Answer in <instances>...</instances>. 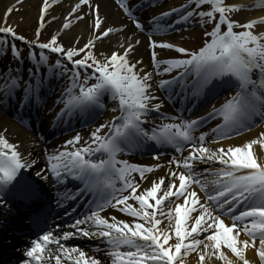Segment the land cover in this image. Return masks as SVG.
I'll use <instances>...</instances> for the list:
<instances>
[{
	"label": "snow or ice",
	"instance_id": "obj_1",
	"mask_svg": "<svg viewBox=\"0 0 264 264\" xmlns=\"http://www.w3.org/2000/svg\"><path fill=\"white\" fill-rule=\"evenodd\" d=\"M56 2L51 0V4ZM20 3L16 0V5ZM117 3L138 32L147 31L150 67L144 64L143 56L137 58L141 40L136 33L122 35L110 52L96 51L98 41L123 33L127 26H104L99 5L91 0H78L65 17L62 29L67 30L84 18L82 6L89 9V37L80 45L77 36L67 48L59 39L60 31L46 41L40 40L51 7L49 0H41L32 39L18 34L8 23L14 6L4 13L0 54L14 59L17 67L0 72V101L18 96L21 108L42 103L44 68L46 73L66 80L55 101L61 105L57 117L104 109L106 97L115 103L111 111L119 113L99 123L90 132L88 142L81 143L80 133L66 140L65 145L79 146L47 155L46 168L35 172L44 180L54 178L55 185L69 178L82 185L71 195L67 190L58 191L57 206L77 197L91 196V200L88 211L70 225L73 230L59 236L53 235L42 213L34 214L32 221L37 230H48L31 241L22 264H48L49 259L61 264L62 258L67 264H186L190 253L197 254L199 264H206V257L211 260L213 256L224 264H250L245 254L249 248L255 249L260 264H264V159L253 149L259 145L264 150V132L239 145L219 143L249 130L257 121L264 122V31L255 30L264 27V16L240 22L231 14L248 7L245 4L187 0L178 8L152 14L149 21L142 22L134 10L142 9L143 4L137 7L133 0ZM204 4L210 9L199 10ZM254 6L264 8V0ZM174 16L176 19L169 23L168 18ZM190 19L201 26L213 25L204 33L209 39L198 49L154 38L174 23ZM237 27L243 30L235 31ZM17 40L24 42L26 53L17 47ZM158 49L179 55L161 58ZM49 54H57L54 62H50ZM25 59L31 66L21 70ZM218 90H228L230 95L203 117L185 119L162 111L164 99L178 98L181 104H189L201 97L219 95ZM153 112L167 122L147 127ZM217 117L219 122L210 130L211 140L206 141L207 132L195 135L203 124ZM6 133V128L0 130V207L5 205L3 197L8 193L22 201L42 200V186L22 174L37 161L31 159V153H22L19 144L10 142ZM149 141L169 145L181 154L172 156L167 173L155 179H149L148 174L161 164L118 159L120 154ZM186 146L190 151L184 155ZM96 153L101 158H96ZM158 156L157 152L154 159ZM146 180L148 184L144 185ZM193 185L204 193L203 200ZM109 209L128 219L110 214L106 211ZM65 215H69L67 210ZM224 216L232 223H226ZM242 233L246 239H240ZM76 236L98 241L91 251L102 254V258L87 256L79 246L61 243ZM45 251L49 257L44 256Z\"/></svg>",
	"mask_w": 264,
	"mask_h": 264
},
{
	"label": "bare ground",
	"instance_id": "obj_2",
	"mask_svg": "<svg viewBox=\"0 0 264 264\" xmlns=\"http://www.w3.org/2000/svg\"><path fill=\"white\" fill-rule=\"evenodd\" d=\"M51 4V0H49ZM78 0H57V2L53 6V15H57L58 21L53 29L54 34L57 31H60L61 37L69 44L73 41L75 37H80L79 44L82 45L86 39L89 37L90 32V15H89V9L87 6H82L81 13L84 15V18L79 21H75L70 29L64 30L62 29V25L64 23V19L67 16L68 12L71 10V7L77 3ZM91 2L94 5H99V11L102 17L105 18L104 26L111 25L113 27L119 28L121 25H126L123 33H114L109 38L103 39L102 41H98L96 43V51L97 52H110L114 46L116 45L118 39L122 35H132L133 33H136L137 38L141 40V44L137 46V58L139 56H143L144 64L149 65V51L147 48V38L143 36L142 34L138 33L137 30L126 20V18L122 15V13L115 7L112 0H91ZM229 3H240L248 5V9H241L239 12L235 13L236 19L240 20L241 22H245L247 19H255L260 16H264V8L261 7H255L254 5L259 3V0H228ZM59 3V4H57ZM179 2L172 1L168 6L163 7L157 11L159 13L160 11L168 10L169 8H172L176 5H178ZM9 6H14L15 10L10 14L8 22L10 24H17L21 23L24 20L32 19L33 25H38V13L41 7V0H24L19 5H16V0H0V16L4 17V13ZM122 16L125 18L123 20ZM256 31H264V27L258 26ZM187 31L181 30L178 34L183 35ZM193 31L192 33H194ZM195 34V33H194ZM173 37V36H172ZM174 43H177L181 45L179 41H171ZM158 52L160 54L161 58H167L168 56H172L171 53L167 52L166 50H160L158 49ZM113 114H106L104 117H107V120L109 121ZM7 129V137L10 140V142L19 144V150L24 153L26 156L28 153H31V159H34L36 161H39L40 155H41V146L42 143H40L36 137V135L33 132L27 131L23 127L19 126L17 123L13 122L11 119H9L3 112L2 108L0 107V130ZM95 128V127H94ZM264 128V124L260 126L257 130L251 131L249 133H246L242 136H239L235 139L230 140H223L219 143L224 144L225 146L232 144V145H239L251 138H256L261 133V130ZM94 130V129H92ZM44 133V131H42ZM83 142H86L83 140ZM216 146V145H212ZM57 144H53L50 146V150H56L58 149ZM254 151L257 153L258 157L260 159H264V150L260 148L259 145L253 146ZM162 161V160H161ZM152 163H159L161 164V168L158 169L157 172L151 174L149 176V179H155L159 177L160 175H165L168 171L169 165L167 161H153ZM205 165H200L199 168H203ZM212 177H209L211 179ZM167 182V179H166ZM144 185L148 184V181L143 182ZM197 191V190H196ZM198 195L201 196V199L203 200L202 195L197 191ZM110 214L116 215L118 218L128 219L123 214L108 211ZM226 223L231 224L228 220L223 218ZM1 223V222H0ZM165 223L164 220H162V224ZM241 234L240 239H246ZM258 244V241L256 242ZM222 251H225L227 255H229L230 258L235 259L234 256L230 253L229 250L222 247ZM246 257L252 261L256 262L255 257V249L249 248L246 250ZM186 259V264H199L198 256L196 253H190ZM206 264H224L223 261H220L217 257L213 256L211 260H208L206 257Z\"/></svg>",
	"mask_w": 264,
	"mask_h": 264
},
{
	"label": "rangeland",
	"instance_id": "obj_3",
	"mask_svg": "<svg viewBox=\"0 0 264 264\" xmlns=\"http://www.w3.org/2000/svg\"><path fill=\"white\" fill-rule=\"evenodd\" d=\"M24 0H21V2H23ZM179 3H182L183 1L181 0H176ZM226 3H229L228 0H225ZM59 4V3H57ZM53 6L54 4H51V7L49 9V15L46 16V22H45V26L43 29H41V39L42 40H47L51 35L54 34L53 32V27L57 22H60L61 20L58 21V16L57 15H53ZM233 19H236L235 17V13L231 14ZM52 17H55V19H52ZM123 20H125V18L122 16ZM128 22L129 20L126 19ZM238 20V19H236ZM32 19L28 20H24L23 22H19L17 24H9L15 27V30L17 31L18 34H22L25 35L28 39H32L33 38V33L36 30L37 26L33 25L32 23ZM240 21V20H238ZM241 22V21H240ZM3 24V17L0 16V25ZM195 34L190 32V33H185L183 35H179L176 34L175 36H173V40L170 39L171 41H179L182 46H185L187 48H191V49H196L197 47H199L201 45V43L204 40V35L202 34V26L197 27L194 30ZM140 33V32H138ZM141 34V33H140ZM191 34V35H189ZM10 39V38H9ZM60 41L65 45V47L67 48L68 46H70L69 43H67L62 37H61V33H60V37H59ZM21 50H24L21 46H18Z\"/></svg>",
	"mask_w": 264,
	"mask_h": 264
}]
</instances>
